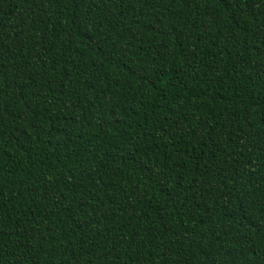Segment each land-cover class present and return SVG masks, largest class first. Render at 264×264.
Segmentation results:
<instances>
[{
	"label": "trees",
	"instance_id": "obj_1",
	"mask_svg": "<svg viewBox=\"0 0 264 264\" xmlns=\"http://www.w3.org/2000/svg\"><path fill=\"white\" fill-rule=\"evenodd\" d=\"M0 264H264V0H0Z\"/></svg>",
	"mask_w": 264,
	"mask_h": 264
}]
</instances>
